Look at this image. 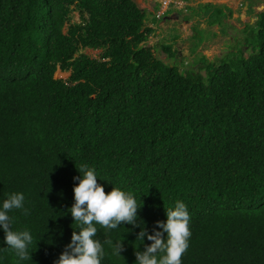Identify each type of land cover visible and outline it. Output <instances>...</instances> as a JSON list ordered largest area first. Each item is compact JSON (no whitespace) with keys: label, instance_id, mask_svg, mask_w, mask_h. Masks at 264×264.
<instances>
[{"label":"trees","instance_id":"obj_1","mask_svg":"<svg viewBox=\"0 0 264 264\" xmlns=\"http://www.w3.org/2000/svg\"><path fill=\"white\" fill-rule=\"evenodd\" d=\"M213 11L223 18V7L197 9L222 26ZM146 19L134 0H0V203L25 195L29 214L10 212L11 227L35 240L20 264H55L65 250L83 164L106 193L135 195L149 234L165 209L186 204L182 264H264V5L243 31L248 58L245 49L203 57L183 74L173 45L163 46L168 64L145 46ZM122 226L97 225L102 243L124 245L115 256L104 243L102 264H134L151 243ZM0 264L18 258L0 250Z\"/></svg>","mask_w":264,"mask_h":264},{"label":"clouds","instance_id":"obj_2","mask_svg":"<svg viewBox=\"0 0 264 264\" xmlns=\"http://www.w3.org/2000/svg\"><path fill=\"white\" fill-rule=\"evenodd\" d=\"M259 2V0L253 2L257 9L258 6L264 5V1ZM245 6L249 10L250 2ZM77 170L80 175L73 177L74 181H78L73 188L74 203L68 209L73 224L77 227L55 264H102L106 255L104 243L112 247L113 255L121 256L120 253L124 251L123 240H117L115 243L106 240L102 243L97 238V225L106 231H111L125 224L131 225L133 229H140L136 235V240L140 244L145 238L151 242L144 246L143 251L135 252L134 264H182V256L189 247L191 237L190 215L183 201L178 200L174 207L165 209L166 221H157L152 234H149L144 222L138 217L141 206L132 192L124 191L120 187H112L111 191L106 193L104 185L98 183L99 177L94 168L83 164ZM13 210H20L24 215L29 214V209L25 207V195L22 192L10 193L0 203V230L5 234L3 242L7 245L0 250L7 249L13 252L20 264L31 260L29 250L35 240L29 229L19 231L12 229L13 219L9 213Z\"/></svg>","mask_w":264,"mask_h":264},{"label":"rangeland","instance_id":"obj_3","mask_svg":"<svg viewBox=\"0 0 264 264\" xmlns=\"http://www.w3.org/2000/svg\"><path fill=\"white\" fill-rule=\"evenodd\" d=\"M137 5L147 13L146 25L153 30L152 35L146 41L145 46L150 48L154 55L163 63H173L163 50V46L173 45L178 57L175 60L180 64L179 69L185 71L198 69L200 58L205 57L208 62H214L220 58L231 57V52L245 49V34L243 33L247 24L254 25L256 14L262 11V6L253 4L256 0H170L172 3L161 19H157L155 12L160 10V0H134ZM249 1L253 8L247 10L245 6ZM263 2V0H259ZM259 2V3H260ZM207 4L223 7V18L215 11L211 17L223 19L222 26L208 25L207 17L197 13L198 8ZM196 12V13H194ZM182 16L183 20H180ZM72 22H80L76 11L72 14ZM83 54L91 58H97L100 51L83 50ZM230 53V54H229ZM250 52L247 50L244 57L248 58ZM205 70L201 74L205 76ZM69 73L57 72L56 79L66 80Z\"/></svg>","mask_w":264,"mask_h":264},{"label":"built area","instance_id":"obj_4","mask_svg":"<svg viewBox=\"0 0 264 264\" xmlns=\"http://www.w3.org/2000/svg\"><path fill=\"white\" fill-rule=\"evenodd\" d=\"M161 4V8L159 10V12L156 13V17L160 18L164 15V13L168 10L169 6L171 5V1L170 0H162L160 1Z\"/></svg>","mask_w":264,"mask_h":264},{"label":"water","instance_id":"obj_5","mask_svg":"<svg viewBox=\"0 0 264 264\" xmlns=\"http://www.w3.org/2000/svg\"><path fill=\"white\" fill-rule=\"evenodd\" d=\"M177 17H180V20H183V17H182V16L179 15V16H177Z\"/></svg>","mask_w":264,"mask_h":264},{"label":"flooded vegetation","instance_id":"obj_6","mask_svg":"<svg viewBox=\"0 0 264 264\" xmlns=\"http://www.w3.org/2000/svg\"><path fill=\"white\" fill-rule=\"evenodd\" d=\"M263 1H264V0H263ZM246 4H249V1H247ZM246 4H245V5H246ZM251 8H253V6H251Z\"/></svg>","mask_w":264,"mask_h":264}]
</instances>
